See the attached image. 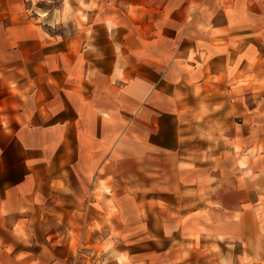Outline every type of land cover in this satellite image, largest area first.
<instances>
[{
	"label": "crops",
	"instance_id": "0c3cea01",
	"mask_svg": "<svg viewBox=\"0 0 264 264\" xmlns=\"http://www.w3.org/2000/svg\"><path fill=\"white\" fill-rule=\"evenodd\" d=\"M62 3L0 0V264H140L174 247L264 264V103L255 119L222 99L252 71L247 26L186 21L189 0ZM259 53L264 77V36ZM129 236L156 247L132 254Z\"/></svg>",
	"mask_w": 264,
	"mask_h": 264
},
{
	"label": "rangeland",
	"instance_id": "374dc122",
	"mask_svg": "<svg viewBox=\"0 0 264 264\" xmlns=\"http://www.w3.org/2000/svg\"><path fill=\"white\" fill-rule=\"evenodd\" d=\"M19 1L21 3L18 8H24L26 6H30L29 8L32 9V11H36L41 13L42 10L48 11L54 9L62 8V0H36L32 2L31 0H27L25 3H23V0H15ZM23 3V4H22ZM188 17H185V20L191 21L193 20H199L204 22H209L213 24H223L224 22L228 20H232L235 22H238L239 24L242 23V25L247 26V32L251 33L252 38L254 39V48L257 49V52L252 54V62H251V73L247 75V77L242 78L240 77L241 74L237 77L236 82L232 83V86H230V89L232 93L227 95L222 94V99L224 98L227 100V97L230 98V101L236 104H242L246 103V107H252V117L255 119H259L261 114V103L263 101L264 103V93L261 92V85L264 84V77L261 75V68H262V62H261V56H260V38L261 36H264V0H189L188 4ZM53 11V10H52ZM160 14L154 13L150 17L154 21H158L160 18ZM2 22L0 24V46L1 48H5V38H6V30L3 29V26H6L8 22V18H4L3 15H1ZM174 19H182L181 14L174 16ZM61 23L59 25L60 28L55 30V33L63 34V32L68 33L69 29L71 31V25L70 20L63 19L61 17ZM64 20V21H63ZM33 22V21H32ZM50 22H52V19H50ZM35 23V22H34ZM37 23V22H36ZM256 39V40H255ZM5 50V49H4ZM10 50V48H8ZM250 66V65H249ZM248 66V67H249ZM253 86V87H251ZM237 88L240 89L238 92L235 90ZM252 88V90H250ZM241 89H243L245 92H241ZM253 105V106H252ZM244 106L237 107V115H236V123L241 124L244 119ZM243 113V114H242ZM121 208L124 210V214L126 217L132 219L134 215V207L132 204V201L130 199H123L122 200V206ZM257 214L260 213L259 209L257 210ZM259 218V215L257 216ZM126 224H128V228L130 230H133L134 227L133 221H126ZM258 232L264 233V222L260 224V230ZM192 237L194 240H196V236L190 235L189 240H192ZM178 239H173L174 246L178 244ZM124 245L128 246V251L130 253L137 252V249H149L147 248L149 244L151 246L156 247L154 245V242L151 243L149 241H141L140 239L135 238L133 236H129L125 239ZM159 242V243H158ZM156 245L159 246L162 245L161 241L159 239H156ZM140 244V245H139ZM112 242L111 239L109 240L108 246H111ZM255 245V244H254ZM163 246V245H162ZM257 247H259V243L256 244ZM256 247V248H257ZM102 246H99L97 251L102 250ZM158 248V247H157ZM83 250V249H82ZM90 250V249H89ZM239 249H235V251H238ZM179 249L173 248L172 252L168 253H155L153 254H138L135 253L134 255L138 258V261L140 264H164L165 262L170 263V261L173 262V264H180V259L182 261H187L188 264H209L212 263L215 260V253L214 249H209V251L206 250H196L192 252H183L179 255ZM97 254V253H96ZM138 254V255H137ZM98 255V254H97ZM99 256V255H98ZM120 259L127 262L126 257H120ZM179 261V262H178ZM101 264V263H100ZM128 264V262L126 263ZM132 264V263H131Z\"/></svg>",
	"mask_w": 264,
	"mask_h": 264
}]
</instances>
